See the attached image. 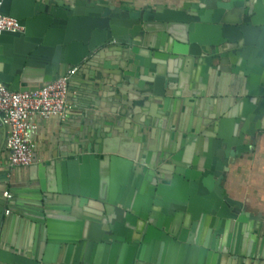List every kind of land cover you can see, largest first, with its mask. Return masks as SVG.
I'll return each instance as SVG.
<instances>
[{"label": "crops", "instance_id": "crops-1", "mask_svg": "<svg viewBox=\"0 0 264 264\" xmlns=\"http://www.w3.org/2000/svg\"><path fill=\"white\" fill-rule=\"evenodd\" d=\"M58 1L75 2L12 0L32 16L27 37L0 38V71L17 74L10 89L37 87L54 69L58 73L30 58L34 49L46 52L59 42L58 32L44 27L50 28ZM97 1L116 10H146L154 22L159 16L170 24L146 44L118 45L66 68L79 66L68 115L35 118L36 163L10 166L8 127L0 123V186L12 195L0 192V264H264V120L256 127L246 119L250 104L236 101L238 94L257 91L263 78L252 80L234 62L216 70L218 59L154 49L183 35L182 23L201 0ZM155 71L162 74L158 88ZM140 83L152 93L150 115L141 114L150 111L149 102L138 115L122 107ZM219 117L227 118L223 128L219 124L223 133L248 132L243 144L249 149H235L221 180L223 193L246 212L231 227L181 203L188 198L186 171L214 145ZM120 147L138 160L105 150ZM199 248L208 249L202 259Z\"/></svg>", "mask_w": 264, "mask_h": 264}, {"label": "water", "instance_id": "water-1", "mask_svg": "<svg viewBox=\"0 0 264 264\" xmlns=\"http://www.w3.org/2000/svg\"><path fill=\"white\" fill-rule=\"evenodd\" d=\"M55 7L54 12L49 13L48 26L50 28L47 30V27H44L48 34L52 35L53 31L58 32L59 42L53 49H45L46 52L34 49L30 53V58L33 61L37 59V63L41 65L46 63L44 67L49 74L54 68L58 70V73L54 69L53 71L56 72L54 76L47 77L40 86L17 88L20 91L39 88L62 77L67 72L68 66L86 64L89 59L99 53H106L120 45L132 47L146 44L145 42L153 32L158 33L161 26L166 27L170 24L159 16H155V20L158 22H154L146 10H122L120 8L116 10L97 0L88 3H83V0H75L73 4L58 1ZM0 12L16 18L23 27L21 31H3L0 38L2 35L24 38L30 34L32 13L21 12L19 8L12 5V0H0ZM180 32L183 35L178 36L184 38H175L166 48L165 46H155L154 49L176 55H183L185 52L199 57L204 55L206 61L218 59L219 65L216 70L228 69L223 65L234 62L235 69L250 74L252 80L263 78V81L258 79L257 91L250 89L249 94H238L236 99L238 103L242 99L241 103H244V106L248 103L252 107L246 118L249 122H254L256 127L263 125L264 0H201L187 15ZM189 45L197 47L199 51H189ZM16 75L0 71V81L7 87L11 84L14 88ZM75 75L76 73L69 81V93L70 84ZM161 76L159 71H155L156 88H158V81L162 79ZM165 80L164 74V83ZM140 86L142 87L141 83L139 86L130 88L127 99L122 101L123 109L129 108L130 112L137 113V115L141 111L140 109L144 108L145 103L150 101L152 95L150 90L140 89ZM149 108L150 111L147 114L146 112H141V114H152L154 108L151 102H149ZM226 119V117H219L216 120L217 130L214 129L216 135L212 138L214 145L211 143L210 147L209 145L204 147L201 153L196 155L189 171H186L189 175L188 190L185 193L188 198L181 203H184L188 211L193 214L195 210H201L205 215L215 217L218 222L224 223V220H228L231 227L237 220H242L241 216L246 215V212L240 208L243 207L241 202L223 193L221 180L226 174L228 157L236 153L235 149L243 153L249 149V146L243 144L245 134L248 132H243L242 127L235 132H222V124L227 122ZM235 121H231V124ZM210 141L212 142V140ZM118 149L105 150L109 155L138 160L136 155L128 154L121 147ZM33 163H36L34 158H32ZM148 166L151 168L152 164ZM5 191V186H0V192L3 195ZM235 206L237 208H234ZM261 244L264 245V235ZM207 251V248H199L201 259L207 254Z\"/></svg>", "mask_w": 264, "mask_h": 264}, {"label": "built area", "instance_id": "built-area-1", "mask_svg": "<svg viewBox=\"0 0 264 264\" xmlns=\"http://www.w3.org/2000/svg\"><path fill=\"white\" fill-rule=\"evenodd\" d=\"M22 29L16 18L0 12V34ZM78 69L79 66H74L62 77L32 90H12L0 81V123L8 127L6 146L12 168L32 164L33 136L37 129L35 118H65L68 115L69 81ZM5 195L11 197L7 191Z\"/></svg>", "mask_w": 264, "mask_h": 264}, {"label": "flooded vegetation", "instance_id": "flooded-vegetation-1", "mask_svg": "<svg viewBox=\"0 0 264 264\" xmlns=\"http://www.w3.org/2000/svg\"><path fill=\"white\" fill-rule=\"evenodd\" d=\"M229 157H230V156H229ZM229 157H228V158H229Z\"/></svg>", "mask_w": 264, "mask_h": 264}]
</instances>
